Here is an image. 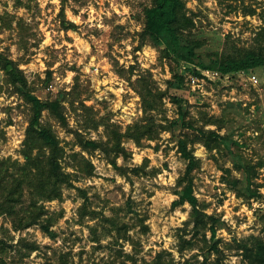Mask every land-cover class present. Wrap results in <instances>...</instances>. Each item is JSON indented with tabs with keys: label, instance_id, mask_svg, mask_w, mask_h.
Masks as SVG:
<instances>
[{
	"label": "rangeland",
	"instance_id": "374dc122",
	"mask_svg": "<svg viewBox=\"0 0 264 264\" xmlns=\"http://www.w3.org/2000/svg\"><path fill=\"white\" fill-rule=\"evenodd\" d=\"M15 1L0 0V15L8 12L23 18L37 38L30 39L28 47L22 48L16 32H0V51L20 64L40 99H55L61 92L76 89V93L69 97L76 101V108L84 102L93 110V117L97 120L110 118L112 124L125 132L128 126L144 117V112L140 96L127 78L116 74L114 62L127 70L135 67L132 81L143 75L149 78L155 92L167 93L162 109L155 113L164 124L166 120H178L186 112L187 122L195 120L196 128L210 131L216 128L206 126L202 115L221 117L225 114L227 128L220 133L226 135L228 132L235 141L244 144L241 152L245 159L253 164L262 163L257 168L252 188L260 187L263 195L260 200L240 198L228 185L225 170H232V177L241 181L246 179L245 174L236 170L225 151L208 152L198 131H183L190 138V148L202 160V167L191 177L200 208L208 216L226 224L225 229L217 231L222 254L218 257L213 253L204 263L207 247L203 235L194 241V246L185 244L191 240L194 230L190 220L192 207L189 204L173 207L179 200L176 193L185 187L179 188L178 182L188 164L178 152L173 133L162 132L158 139L145 141L141 147L133 141L124 142L132 156L128 161L119 159V166L135 168L145 160L150 162L146 175L131 174L130 180L122 177L103 153H83L94 164L95 177H79L74 188L64 190L62 202L45 204L50 214H63L52 228L57 234L55 239L47 236L39 226L14 232L9 222L0 218V227L11 229L14 244L25 239L39 248L22 264H59L63 260L68 264H90L93 260L111 264L108 255H116L115 252L119 251L134 257L136 264H154L160 254L163 262L173 259V264H245L239 245L250 243L252 238L264 241V71H258L260 84L256 87L247 84L244 76L232 83L225 79L215 85L208 83L205 91L192 87L183 90L184 101L176 104L173 100L178 93L170 88L174 82L175 63L162 61L160 51L150 44L139 47V35L144 30V23L139 19L143 0H66V17L78 26L76 31L69 32L63 31L61 26L62 0H22L30 6L29 11L16 7ZM185 1L189 13L196 16L192 35L205 42L203 51L220 52L227 40L241 48H250L257 43L264 45V0ZM185 68L188 65H182L180 71L184 73ZM48 72L53 74V83L47 87L42 81ZM76 78H79L78 86ZM3 84L4 76L0 72V86ZM65 106L68 127L51 119L48 113H44L43 120L52 124L68 154L72 152L69 144L76 141V131L82 132L87 139L106 140L104 127L97 131L92 127L84 129L86 122L81 112L76 113L69 103ZM9 119L12 125L7 126ZM28 120L29 112L23 101L5 86L0 94V121L6 131V142L0 147L1 157L23 162L21 150ZM176 132L179 136L180 131ZM73 149L81 152L79 147ZM72 164L67 156L63 163L65 171L74 174ZM153 169L159 173L153 174ZM79 188L88 192L91 210L106 216L112 214V209L126 208L128 201L132 202L133 212L147 216L146 225L150 231L144 234L140 227H132L129 232L132 242L121 240L114 246L113 238L107 236L102 239L103 248L95 250L90 230L101 217L95 222L88 217L85 223L81 222L79 209L83 198ZM137 218L130 213L126 216V223L131 227L137 224ZM206 234L211 245V232Z\"/></svg>",
	"mask_w": 264,
	"mask_h": 264
},
{
	"label": "trees",
	"instance_id": "16d2710c",
	"mask_svg": "<svg viewBox=\"0 0 264 264\" xmlns=\"http://www.w3.org/2000/svg\"><path fill=\"white\" fill-rule=\"evenodd\" d=\"M62 1L63 7L60 12L62 29L65 32L76 31L78 26L66 17L64 3L66 0ZM143 1L139 19L144 23V30L139 35V47L142 48L145 44H150L160 51L162 61L169 60L175 63L176 67H173L174 82L170 88L178 93L173 100L176 104H181L184 101L183 90L187 88L190 90L187 85V78L190 75L202 77L204 71L217 74L216 80H208L209 84L215 85L225 79L232 83L238 77L242 78V74H255L259 77V72L264 71L263 44L257 43L250 48H241L234 42L227 40L220 52H205L203 51L205 42L192 35L196 27V16L189 13L185 0ZM15 2L16 7L30 10V6L22 0ZM5 31L16 32L22 48L28 47L30 39L35 40L37 38L33 33V28L23 18L8 12L0 15V32ZM182 65H188L184 73L180 71ZM114 68L116 74L120 78H127L136 90L141 98L144 112V117L128 126L125 132L112 124L110 118L97 120L95 116L93 117V110L88 108L84 102H80L76 108V101H71L69 98L76 93V89H73V92H61L55 99H40L36 95L33 83H30L25 72L21 70L20 64L6 52L0 51V72L4 76V84L0 86V94L6 86L12 95H17L23 101L29 112L24 147L21 150L23 162L12 157H0V218H5L14 232L39 226L47 236L55 239L57 234L52 228L62 218L63 214H50L45 204L54 201L62 202L64 190L74 188V182L79 177L86 179L95 177L96 168L83 153L89 155L95 152L103 153L110 165L122 177L130 180L131 174L138 177L146 175L150 162L145 160L141 166L135 168L119 166V159L128 161L132 156L124 147V142L133 141L141 147L145 141L158 139L162 132H170L175 135L179 154L188 163L184 176L178 182L179 188L185 187L176 193L179 200L173 204L174 208L185 204L192 207L190 220L194 225V230L191 240L185 244L192 247L195 245L194 241L203 235V243L207 247L204 263L210 260L213 253L219 257L222 253L219 249L220 240L217 239V231L225 229L226 224L208 216L200 208L199 200L194 194L191 177L196 170L202 167V160L197 158L194 150L190 148V138L187 134H183V131H198L208 152L225 151L236 170L245 174L246 179L241 181L232 177V170H225L228 185L238 193L240 198L263 199V195L258 189L260 187L252 188L253 178L257 175V168L262 163L253 164L245 159L241 152L244 144L235 141L228 132L226 135L220 133L227 128L228 120L225 114L216 117L203 113L205 125L216 128V130L210 131L196 128L194 124L197 121L195 120L194 122H187L188 113L186 114V112L178 120L172 122L166 120V124H164L158 120L155 113H159L162 109L163 100L167 93L155 92L149 78L143 75L132 81L135 75V67H131L129 70L120 68L118 62L115 61ZM75 81L78 86L79 78H76ZM42 83L47 87L53 83L52 72L47 73V78ZM65 103L71 104L76 113L81 112V116L86 122L84 129L92 127L97 131L100 127H104L106 140L87 139L82 132L76 131L74 132L76 141L69 144L72 147V152L68 154L52 124L43 120L44 113H48L51 119L59 122L65 128L68 127ZM89 121H91L90 124H88ZM8 125H12L11 119H9ZM177 130L180 131L179 136H177ZM5 142V126L0 121V147ZM74 146L79 147L81 152H75ZM67 156L73 163L74 174L65 171L63 163ZM152 173L157 175L159 170L153 169ZM78 191L83 198V204L79 209L81 222L85 223L87 217L91 222H95L101 217L98 220L99 223L92 226L90 230L91 241L96 245L94 246L95 250L103 248L101 242L107 236L113 238L112 245L114 246L119 245L121 240L132 242L129 236L132 227L134 229L140 227L144 234L150 231L146 225L147 216L142 217L133 212L132 202L128 201L126 208L112 209V214L106 216L91 210L92 202L86 190L79 188ZM121 213H125V215L121 216ZM130 213H134L138 217L137 224L131 227L126 223V216ZM11 229L4 226L0 227V264H22L25 258L39 249L36 244H30L25 239H20L17 244H14L15 240L11 235ZM207 232H211L213 240L211 245ZM239 250L242 251L245 264H264L263 240L252 238L250 243L240 244ZM115 253L117 254L110 253L108 255L109 263L127 264L128 261H132L133 264H136L135 258L124 254L123 251ZM163 261V256L160 254L154 264L174 263L173 259L170 262ZM45 264L53 263L47 262ZM59 264H68V262L63 260ZM90 264L100 263L93 260Z\"/></svg>",
	"mask_w": 264,
	"mask_h": 264
},
{
	"label": "built area",
	"instance_id": "2783aa9c",
	"mask_svg": "<svg viewBox=\"0 0 264 264\" xmlns=\"http://www.w3.org/2000/svg\"><path fill=\"white\" fill-rule=\"evenodd\" d=\"M246 78V83L250 84L253 87H256L260 84L259 77L255 74L247 75L242 74ZM217 77V74L210 73L209 71L202 72V77L198 76H189L187 78V85L192 87L193 90L205 91V87L208 84V80H214ZM1 157V156H0Z\"/></svg>",
	"mask_w": 264,
	"mask_h": 264
}]
</instances>
